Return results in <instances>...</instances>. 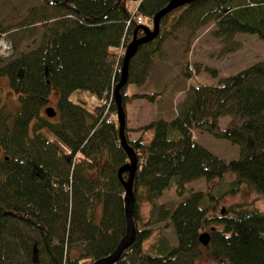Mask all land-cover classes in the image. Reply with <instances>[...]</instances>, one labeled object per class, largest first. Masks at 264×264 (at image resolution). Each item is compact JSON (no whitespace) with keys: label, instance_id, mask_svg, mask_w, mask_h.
<instances>
[{"label":"trees","instance_id":"trees-1","mask_svg":"<svg viewBox=\"0 0 264 264\" xmlns=\"http://www.w3.org/2000/svg\"><path fill=\"white\" fill-rule=\"evenodd\" d=\"M129 1L42 0L22 15L25 26L44 23L34 45L14 50L8 39L6 52L0 45V75L8 76L17 100L2 102L0 87V264H91L111 253L125 234V188L118 170L129 155L120 143L114 87L127 43L144 34L138 25L152 27L153 16L170 0H137L134 7ZM208 21L226 42L238 32L264 40V0H193L162 15L158 34L130 58L121 87L124 107L135 97L155 102L167 89L168 83L125 90L145 81L166 37L188 30L183 61L191 36ZM8 29L0 22V40ZM194 65L195 71L185 61L180 74L195 79L202 66ZM78 90L98 102L77 98ZM51 92H57L52 104ZM47 106L56 113L48 115ZM223 116L230 119L222 127ZM134 129L152 131L144 140L130 139L126 125L124 130L137 156L136 233L111 264H264V210L252 199L223 205L226 195L243 186L264 197V57L216 82L191 83L174 111ZM196 130L237 144L238 156H218L193 137ZM128 175L122 172L124 179ZM200 177L204 189L187 188ZM167 188L187 195L172 207L157 203ZM142 201L150 204L153 220H141ZM162 220L172 225L174 242L163 233L145 246L152 221ZM203 231L209 233L207 244L199 240Z\"/></svg>","mask_w":264,"mask_h":264},{"label":"rangeland","instance_id":"rangeland-1","mask_svg":"<svg viewBox=\"0 0 264 264\" xmlns=\"http://www.w3.org/2000/svg\"><path fill=\"white\" fill-rule=\"evenodd\" d=\"M41 3L42 0H3V2L0 4V22L9 27V29L4 34L3 39L8 43L10 42L8 39L11 40L12 44L14 45V50L27 49L33 46V41L38 40L41 33L45 29L44 23L37 22L29 26H25L22 22V15L25 13V11L30 6H39ZM129 4L131 7H134L137 4V0H130ZM176 13H178V11H175V14ZM144 22L149 23L148 19H146ZM48 23H50V21H48ZM214 28V22L212 21H208L206 24L198 26L195 34L190 38L191 42L189 50L186 54L187 57L184 55L183 61L179 59V56L180 54L182 55L184 53L183 51L189 42L188 30L185 28L177 29L178 38L175 39L171 36L166 37L162 44L161 52L154 57L149 74L142 83L144 86L141 84L137 85L135 83H129L125 89L126 92L131 94L143 89L147 90L146 88L149 86H157L158 88H162L163 85L167 84L165 81H170L172 78L178 76L179 73H177V71H181V67L185 61L189 62L193 68V71H195V62L200 63L202 66L198 72H195V79H192V82L199 81L210 83L216 82L220 77H224L230 73H233L264 57V40L259 38L256 34L238 32L233 36L231 42H226L214 35ZM230 46H232L231 49H227L228 47L230 48ZM206 66L215 69L216 75L211 73L209 69H205ZM0 87L2 102L8 101L12 104H15L17 102L16 94L10 87L9 78L7 75H0ZM157 87L151 88L154 90ZM75 92L81 93L82 90ZM84 94L86 96H90V94H86L85 92ZM75 95L72 94L71 98H73ZM180 95V91L176 92V99L177 96L179 98ZM52 97L53 92H51L50 97L48 98V102L50 104L53 103ZM91 97L92 96H90L89 99L93 100L94 98V101H90L91 103L97 100L95 96L92 98ZM176 99L174 100L176 101ZM168 100L166 99L167 104ZM169 101H171L172 104H175L172 102V99ZM139 102L140 104H138ZM126 103L128 104L129 108L127 106L128 110L125 108V112L129 113L130 118H132L131 116L136 115L140 117V120L141 118L149 115L150 112L153 113V109L151 108V111L149 110L150 108H148L149 104H147V106L142 105V100H140L138 97L126 100L125 105ZM171 105L165 106L168 107V109H174V107H171ZM162 109L165 111L167 108L164 107ZM168 113H160L159 115H168ZM229 119L230 118L228 116H223L219 120V125L222 127L225 126ZM193 137L220 157L230 159L236 158L238 156V145L232 143L228 139L216 138L209 132L200 130H196L193 133ZM226 178H230V175L226 176ZM186 186L187 188L191 189H204L206 186V180L200 177L187 182ZM186 195L187 192H185L183 195H179L175 188H167L163 191L162 195L156 199V202L164 203L167 207H172L176 204V202H178V200ZM248 199L254 200V204L260 209L264 210V197L258 196L248 186H243L239 193L226 195V197L223 199V205H228L231 202L238 200ZM139 207L142 221L153 220V218H148L150 213V204L147 201H142ZM165 222V220L152 221L151 226L153 227V230L151 234L145 239V246L154 241L160 234L163 233L169 237L170 242H174L175 234L172 225H170L168 222L164 225Z\"/></svg>","mask_w":264,"mask_h":264},{"label":"water","instance_id":"water-1","mask_svg":"<svg viewBox=\"0 0 264 264\" xmlns=\"http://www.w3.org/2000/svg\"><path fill=\"white\" fill-rule=\"evenodd\" d=\"M193 0H170L167 5L161 8L152 18V27L147 26L146 24H139L138 27L144 29V34L142 36H137L136 34L129 40L126 45L125 51L123 53V62L121 68V76L119 81L116 83L114 87V97L116 100V117L119 122V137L120 143L126 150L129 155V161L125 164L121 165L118 170L119 177L123 183L125 188V217H126V231L123 237L120 239L116 248L109 254L99 257L95 259L91 264H111L116 261L123 250L134 240L136 227L133 218V207H134V192L132 187V180L134 176V172L137 166V156L133 147L129 144L126 135H125V125H126V112L125 107L122 101L121 96V87L127 82L128 79V66L130 58L135 54L138 45L142 42H146L155 37L160 29V19L162 15L170 11L171 9L189 3ZM45 112L48 115H54L56 113L55 109L52 106H47L45 108ZM129 171V175L127 179L122 177L123 171ZM199 240L203 244H207L209 241V233L207 231H203L199 235ZM37 249L36 246H33V257H36Z\"/></svg>","mask_w":264,"mask_h":264},{"label":"crops","instance_id":"crops-1","mask_svg":"<svg viewBox=\"0 0 264 264\" xmlns=\"http://www.w3.org/2000/svg\"><path fill=\"white\" fill-rule=\"evenodd\" d=\"M179 59H180V56H179ZM177 73H179L177 77L172 78V80H170V81L169 80L165 81L166 83H168V86H166L167 89L163 92V94L155 102H151V101H149L147 99H144V98H139L140 100H142V103H141L142 105L147 106V104H149L148 108H150L149 110H151V111L153 109V113L150 112L149 115H147L146 117L141 118L139 120L140 117L134 115V116H131L132 118H130L129 117V113L126 112V126L128 127V134H129V137L131 139H134V138H137L139 136H142V138L144 140H149L151 135H152V131L151 130H148V131H145L144 133H141L140 131L135 130L134 127H136L138 125H141L143 123H146L151 118H154L155 116H158L160 113H168L170 111H174L176 104L180 100H182L186 88H188V86L191 83H193V82H192L191 78L184 77L183 75L180 74L179 71H177ZM141 85H143V84L141 83ZM143 91H145V90L143 89V90L136 91V92H143ZM178 91L181 92V95L179 96V98L177 96V99H176L175 93L178 92ZM92 97H94V95H92ZM56 98H57V92H55L53 94V99L55 100ZM77 98H80L81 100H85L86 99L88 102L94 101V98H93V100L89 99L90 97L86 96L84 93H82V94L80 93L79 95H77ZM166 99L167 100L168 99L169 100L172 99V102L175 103V104H172L171 101H169V100H168V104H167ZM174 99H176V101ZM97 102H98V99L95 102H92V103L96 104ZM138 104H140V102ZM165 105H171V107H174V109H168V107H166ZM127 106H128V104L126 103L125 108L128 110L129 106H128V108H127ZM164 107L167 108L165 111L162 109Z\"/></svg>","mask_w":264,"mask_h":264},{"label":"built area","instance_id":"built-area-1","mask_svg":"<svg viewBox=\"0 0 264 264\" xmlns=\"http://www.w3.org/2000/svg\"><path fill=\"white\" fill-rule=\"evenodd\" d=\"M137 21L138 22H142V17H141V15H138L137 16ZM3 44H4V47H3ZM0 45H1V48H2V51H7L8 49H9V47H10V44L8 43V42H6L4 39H1L0 40Z\"/></svg>","mask_w":264,"mask_h":264}]
</instances>
